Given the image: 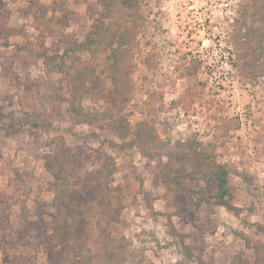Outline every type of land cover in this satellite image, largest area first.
I'll use <instances>...</instances> for the list:
<instances>
[{
    "label": "rangeland",
    "instance_id": "rangeland-1",
    "mask_svg": "<svg viewBox=\"0 0 264 264\" xmlns=\"http://www.w3.org/2000/svg\"><path fill=\"white\" fill-rule=\"evenodd\" d=\"M73 263L264 264V0H0V264Z\"/></svg>",
    "mask_w": 264,
    "mask_h": 264
},
{
    "label": "trees",
    "instance_id": "trees-1",
    "mask_svg": "<svg viewBox=\"0 0 264 264\" xmlns=\"http://www.w3.org/2000/svg\"><path fill=\"white\" fill-rule=\"evenodd\" d=\"M56 19H57V17H56ZM88 44H90V43H88L86 41H82L80 43H77V47H79L80 49H88L90 46ZM44 48H46V47H44ZM45 54H46L45 55L46 65L49 69L57 70V71H59V70L66 71L67 57L71 54L70 49L69 50L67 49L62 53L53 52L51 54L47 51ZM57 58L59 60H57ZM37 82L40 83L41 80L36 79V80H33L32 82H30V84L26 83L25 90L27 92L30 91L32 84H35ZM47 87L49 88V85ZM50 88H52L54 90L52 85ZM76 89H79V87L77 85H75L73 87L72 95L70 98H66V97L59 98L58 96H56L54 94L55 91L51 92L50 94H53V96H54L53 100L59 99V100L67 101L70 111L73 110L76 112V111H80V110H85L84 107H82L81 105L79 106L76 102V99H77ZM32 106H34V105H32ZM34 108H36V107H34ZM34 118H36V117H34ZM37 118H39V117L37 116ZM33 122L35 125H38V126H44L45 124H47L46 121L40 122V121H38V119H33ZM9 127L5 126V129L8 131ZM227 178H228V172L225 169H221V171L219 172V176H218V185L220 187V191L218 194L221 196L227 195L229 192L228 185H227ZM59 200H60V204H61V206H59V209L61 210L62 205L66 204V201H64L62 197ZM56 225H58V224H56ZM56 227H57V229H56L55 237L58 238L60 240V242L66 241L68 239L69 235H66L65 237H61V235H60L61 229H59V225ZM73 264H81V263H73ZM201 264H205V263H201Z\"/></svg>",
    "mask_w": 264,
    "mask_h": 264
},
{
    "label": "built area",
    "instance_id": "built-area-1",
    "mask_svg": "<svg viewBox=\"0 0 264 264\" xmlns=\"http://www.w3.org/2000/svg\"><path fill=\"white\" fill-rule=\"evenodd\" d=\"M195 5H191L190 8H193ZM203 46H206L205 43H203ZM215 52L219 53V61L220 65H212L213 67H218L222 69V72L228 74L230 72H233V59L234 55L230 51H223L215 50Z\"/></svg>",
    "mask_w": 264,
    "mask_h": 264
}]
</instances>
